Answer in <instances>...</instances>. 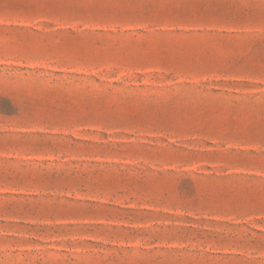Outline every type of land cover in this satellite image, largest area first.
I'll return each mask as SVG.
<instances>
[{
  "label": "rangeland",
  "instance_id": "374dc122",
  "mask_svg": "<svg viewBox=\"0 0 264 264\" xmlns=\"http://www.w3.org/2000/svg\"><path fill=\"white\" fill-rule=\"evenodd\" d=\"M0 264H264V0H0Z\"/></svg>",
  "mask_w": 264,
  "mask_h": 264
}]
</instances>
